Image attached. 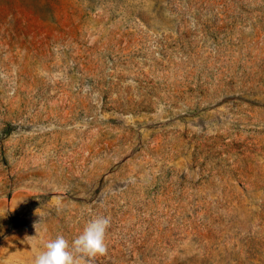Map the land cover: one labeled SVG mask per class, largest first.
<instances>
[{
    "label": "rangeland",
    "instance_id": "obj_1",
    "mask_svg": "<svg viewBox=\"0 0 264 264\" xmlns=\"http://www.w3.org/2000/svg\"><path fill=\"white\" fill-rule=\"evenodd\" d=\"M97 216L80 264H264V0H0V264Z\"/></svg>",
    "mask_w": 264,
    "mask_h": 264
},
{
    "label": "clouds",
    "instance_id": "obj_2",
    "mask_svg": "<svg viewBox=\"0 0 264 264\" xmlns=\"http://www.w3.org/2000/svg\"><path fill=\"white\" fill-rule=\"evenodd\" d=\"M110 223L107 216L92 218L71 243L63 235L56 236L44 245V250L34 258L33 264H80L84 256L105 254L106 232Z\"/></svg>",
    "mask_w": 264,
    "mask_h": 264
}]
</instances>
